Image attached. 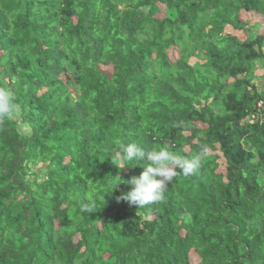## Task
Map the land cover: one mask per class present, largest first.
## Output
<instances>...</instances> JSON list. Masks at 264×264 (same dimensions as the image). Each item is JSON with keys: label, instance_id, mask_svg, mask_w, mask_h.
<instances>
[{"label": "trees", "instance_id": "16d2710c", "mask_svg": "<svg viewBox=\"0 0 264 264\" xmlns=\"http://www.w3.org/2000/svg\"><path fill=\"white\" fill-rule=\"evenodd\" d=\"M241 10L264 18V0H0L18 106L0 120V264H264V32ZM117 141L207 154L138 208L116 197L147 161L120 169Z\"/></svg>", "mask_w": 264, "mask_h": 264}, {"label": "clouds", "instance_id": "9594fccd", "mask_svg": "<svg viewBox=\"0 0 264 264\" xmlns=\"http://www.w3.org/2000/svg\"><path fill=\"white\" fill-rule=\"evenodd\" d=\"M17 115L18 106L13 92L7 87L0 86V120H13ZM117 144L119 151L111 158L120 169L147 161V166H144L140 175L126 181L132 186L131 190L116 197L118 202L124 200L138 208L161 202L167 185L181 173L185 177L194 174L207 154V148H202L199 154L186 158L167 147L145 150L136 143L123 144L117 141Z\"/></svg>", "mask_w": 264, "mask_h": 264}, {"label": "rangeland", "instance_id": "374dc122", "mask_svg": "<svg viewBox=\"0 0 264 264\" xmlns=\"http://www.w3.org/2000/svg\"><path fill=\"white\" fill-rule=\"evenodd\" d=\"M164 15V12H161L159 14H157L158 17H162ZM239 18L241 21L246 22V27H253L254 24L259 23V27H258V32L259 33H263L264 32V18L261 16H258L257 14L253 13V11L251 12H246L244 10H241L239 13ZM224 32H229L232 33L238 37H240L241 39H246L248 36V33L245 31V29H237V28H233L231 25H227V27L225 28ZM169 55H170V59L172 61H174L175 59L178 58L179 56V52L178 49L176 47L169 49ZM197 59L195 57H192L190 62L194 63ZM102 69L106 70V72L108 73H112L113 68L111 67V65H101L100 66ZM263 73V70H258L257 74L258 76H261V74ZM26 130H28V128L25 126L24 127ZM191 260L193 264H196L198 262L197 256L194 254V252L191 254Z\"/></svg>", "mask_w": 264, "mask_h": 264}]
</instances>
